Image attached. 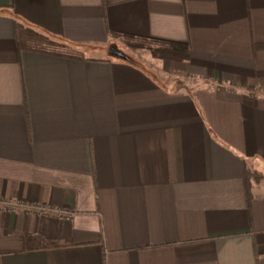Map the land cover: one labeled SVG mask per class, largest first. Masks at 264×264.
<instances>
[{
    "label": "crops",
    "instance_id": "0c3cea01",
    "mask_svg": "<svg viewBox=\"0 0 264 264\" xmlns=\"http://www.w3.org/2000/svg\"><path fill=\"white\" fill-rule=\"evenodd\" d=\"M0 264H264V0H0Z\"/></svg>",
    "mask_w": 264,
    "mask_h": 264
},
{
    "label": "trees",
    "instance_id": "16d2710c",
    "mask_svg": "<svg viewBox=\"0 0 264 264\" xmlns=\"http://www.w3.org/2000/svg\"><path fill=\"white\" fill-rule=\"evenodd\" d=\"M21 33L25 41L33 46H37L39 49L54 48L61 51V48H64L63 44L52 41L47 36L37 34L30 30H21ZM152 44L153 48L151 51L153 55L158 58L179 59L186 55L187 47L177 42L153 39ZM128 59L132 60L131 58Z\"/></svg>",
    "mask_w": 264,
    "mask_h": 264
},
{
    "label": "rangeland",
    "instance_id": "374dc122",
    "mask_svg": "<svg viewBox=\"0 0 264 264\" xmlns=\"http://www.w3.org/2000/svg\"><path fill=\"white\" fill-rule=\"evenodd\" d=\"M136 43H140V42H136ZM136 43H131V42H128V44H129V46H130V48H125V49H127L126 51H127V53L126 52H124V51H121L120 49H117V50H119V51H121V52H123L124 54H126V56H127V58H133L134 59V57L132 56V55H136L138 58L140 57V58H143V59H145V60H147V59H150V57L152 56V57H154V55H153V53H152V51H151V49L153 48V44L152 43H148V42H144V44H141L140 43V48L137 46V44ZM138 47V48H137ZM146 47V48H145ZM111 48H114V46L113 47H111ZM132 48V49H131ZM143 48V49H142ZM138 49H140V51H139V54L138 53H136L137 51L136 50H138ZM145 49V50H144ZM133 50V51H132ZM134 51H136V52H134ZM129 53V54H128ZM130 54H132V55H130ZM151 54V55H150ZM151 57V58H152Z\"/></svg>",
    "mask_w": 264,
    "mask_h": 264
},
{
    "label": "water",
    "instance_id": "95a60500",
    "mask_svg": "<svg viewBox=\"0 0 264 264\" xmlns=\"http://www.w3.org/2000/svg\"><path fill=\"white\" fill-rule=\"evenodd\" d=\"M112 51H114L116 54L120 55L121 57H127L126 54H124L123 52H121L119 50H112Z\"/></svg>",
    "mask_w": 264,
    "mask_h": 264
}]
</instances>
